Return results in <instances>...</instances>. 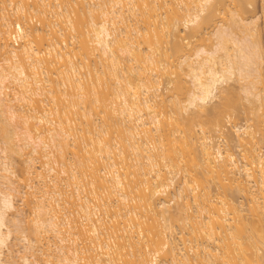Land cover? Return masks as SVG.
I'll return each instance as SVG.
<instances>
[{
	"label": "bare ground",
	"instance_id": "bare-ground-1",
	"mask_svg": "<svg viewBox=\"0 0 264 264\" xmlns=\"http://www.w3.org/2000/svg\"><path fill=\"white\" fill-rule=\"evenodd\" d=\"M255 2L0 0V264H264Z\"/></svg>",
	"mask_w": 264,
	"mask_h": 264
},
{
	"label": "rangeland",
	"instance_id": "rangeland-1",
	"mask_svg": "<svg viewBox=\"0 0 264 264\" xmlns=\"http://www.w3.org/2000/svg\"><path fill=\"white\" fill-rule=\"evenodd\" d=\"M28 1H30V0H28ZM29 3H32V2H29ZM246 8V7H245ZM261 0H256V2L254 3V6L253 7H251V6H247V8H246V11H245V14H244V16L245 17H251V16H256V17H258L257 19H259L258 20V23L260 22V24H261V26H259L260 28L262 27V12H261ZM29 11H30V9H28ZM11 12H12V10H11ZM30 12H33L32 10L30 11ZM30 12H28V13H30ZM9 13H10V11H9ZM13 13V12H12ZM34 14V13H33ZM15 15L17 16V14L15 13ZM9 16L11 17V18H14L13 16H14V14H9ZM15 16V17H16ZM39 16V15H38ZM9 17V18H10ZM29 17V16H28ZM40 17V16H39ZM34 18H36L35 19V21L33 22L35 25H38V24H40V19L36 16V15H34ZM33 18V19H34ZM15 20H16V18H14ZM17 19H19V18H17ZM10 20V19H9ZM11 21H14L13 19L12 20H10L9 22L11 23ZM17 21V20H16ZM37 22H38V24H37ZM13 23L14 22H12V25L10 26L12 29H13ZM41 24H43V23H41ZM12 29H10V31L12 30ZM63 38V36H61V35H59V39H62ZM66 38H68L69 39V36H66ZM68 41H70V40H68ZM11 42V41H10ZM244 117H245V113L243 112V110H239L238 112H237V117H236V120H237V122H242L243 121V119H244ZM236 196H234V199H236L235 198ZM244 201V200H243Z\"/></svg>",
	"mask_w": 264,
	"mask_h": 264
},
{
	"label": "built area",
	"instance_id": "built-area-1",
	"mask_svg": "<svg viewBox=\"0 0 264 264\" xmlns=\"http://www.w3.org/2000/svg\"><path fill=\"white\" fill-rule=\"evenodd\" d=\"M12 43L14 46H18L21 43V40L19 39V36L16 32L12 35Z\"/></svg>",
	"mask_w": 264,
	"mask_h": 264
}]
</instances>
